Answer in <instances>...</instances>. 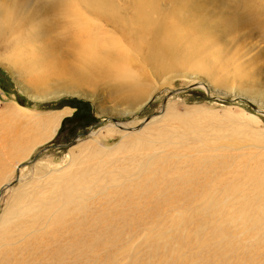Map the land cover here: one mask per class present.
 <instances>
[{
    "label": "rangeland",
    "instance_id": "374dc122",
    "mask_svg": "<svg viewBox=\"0 0 264 264\" xmlns=\"http://www.w3.org/2000/svg\"><path fill=\"white\" fill-rule=\"evenodd\" d=\"M185 2L111 0L113 20L99 22L81 0H65L67 20L54 11V35L87 23L111 61L140 77L146 100L129 105L131 115L121 112L125 103L85 87L95 104L70 94L35 100V87L6 54L46 14H35L34 1L21 7L0 40V117L8 122L6 110L17 106L70 111L51 138L11 160L21 173L16 165L0 176V264H264V0H254L259 20L223 30L214 19L224 1L195 14ZM65 98L87 101L89 115L75 117ZM153 116L158 122L142 134ZM2 118L0 146L9 126L18 128ZM121 122L140 124L125 131ZM56 144L65 145L47 148ZM68 162L103 164V173L75 192L73 212L59 215L65 201L51 198ZM25 183L33 184L19 187ZM35 193L46 197L38 212L46 211L30 222Z\"/></svg>",
    "mask_w": 264,
    "mask_h": 264
},
{
    "label": "bare ground",
    "instance_id": "6f19581e",
    "mask_svg": "<svg viewBox=\"0 0 264 264\" xmlns=\"http://www.w3.org/2000/svg\"><path fill=\"white\" fill-rule=\"evenodd\" d=\"M33 1L36 2L35 14L46 15L34 24L32 34L17 42V49L10 47L6 55L14 66L22 70L23 76L35 87L36 92L32 94L34 99L41 100V98H55L61 94H70L73 96L91 97L92 103L94 102L93 104H95L97 99L94 94L101 93L104 96L108 95L109 98H113L114 102L125 103L127 105L125 110L119 111L123 114L128 113L131 115L134 109H130L129 105L138 101L141 104L146 100L142 98L145 96L147 89L138 81L140 77L138 75L135 76L133 70L128 68L127 65L116 66L115 62H112L115 58L113 57L114 55L102 50L104 46L101 41L94 40L91 27L87 23L79 27L77 31H72V33L64 31L61 35L53 34L57 29L54 11L59 9V15L66 19L67 13H64L66 11L65 0H0V40L7 37L14 22L23 16L24 12L21 11V7ZM81 1L87 3L83 5V8L87 10L92 19L98 22L100 17L113 20L114 13L111 11L109 3L111 0H95L92 4H89L90 0ZM223 1L225 8L219 13V17L214 19L216 28L223 30L224 28H233L238 25L252 24L257 20V10L254 7V0H186L183 4L188 6L189 10L187 11L195 14L206 10L208 6L212 7L215 12L216 9L220 8ZM134 6L138 12L139 7L136 2ZM133 19L135 20L136 17ZM176 46L179 47V45ZM200 82L196 83L206 86L205 83L201 82L203 83L201 84ZM81 87L96 91L93 94L91 91L86 92ZM140 88H142L141 91ZM246 101L250 107L254 106L249 100L246 99ZM25 109L17 106L6 110V113L10 116V119H7L8 122H5L0 117L7 125L11 124L12 120L18 125V128L13 130H10L11 127L9 126V136L6 135L1 142L0 172H2V175L0 176L2 178H4L3 176L6 177L12 171L13 166L17 165H13L11 160L16 158L17 161L21 160L31 152L37 143L51 138L61 118L70 111V109L65 108L63 111H59V109L40 115L39 111L33 112ZM257 110L259 109L257 108ZM155 116L151 117L144 127L150 123L158 122V117ZM139 124L133 126L121 122L117 126L125 131L131 127L129 131H133L136 130ZM143 130L145 132L142 134H150L149 131L151 130H148L147 126ZM90 135L95 134L91 133ZM3 136L1 137L3 138ZM3 156L6 159L5 161L2 160ZM64 166L67 168L63 175H59L60 177L57 180L54 179L56 196L51 198V200L55 199V204H59L62 200L65 201L64 208H67V211L66 213L60 212L58 213L59 215L73 212L75 205L78 207V203L75 202L76 199L73 202V195L78 190V195L80 196L82 192L80 187L83 186L85 180L91 177L99 178L101 176L99 171L104 167L102 164L94 165L97 166L94 167L96 170L92 168L87 169V166L81 165L78 168L77 166L73 168L70 167L69 162ZM16 167L19 173H21L23 168H19L18 165ZM22 175L23 173L20 176L18 175V181H21ZM29 180L31 181V179ZM31 184L33 183H25L19 187L24 188ZM45 199L44 195L38 193H35L32 197L31 201L34 207L32 208V214L28 215L32 217L30 222L36 221L37 217L46 211L45 208H42L38 212ZM45 205L48 207V200ZM6 227L7 221L4 220L2 221L1 229L3 230Z\"/></svg>",
    "mask_w": 264,
    "mask_h": 264
},
{
    "label": "trees",
    "instance_id": "16d2710c",
    "mask_svg": "<svg viewBox=\"0 0 264 264\" xmlns=\"http://www.w3.org/2000/svg\"><path fill=\"white\" fill-rule=\"evenodd\" d=\"M0 74L5 75L2 69H0ZM64 100H66L67 102H74L75 103V105H76V111H75V114H74L75 117H77L78 115H81V114H85L86 112L88 114V112H89L88 110L89 109H87V106H89V105H88L87 101H83V100H80V99H78V100L77 99H70V98H65ZM21 103L24 104L25 102L21 101ZM63 127H64V123L62 122L60 130Z\"/></svg>",
    "mask_w": 264,
    "mask_h": 264
},
{
    "label": "water",
    "instance_id": "95a60500",
    "mask_svg": "<svg viewBox=\"0 0 264 264\" xmlns=\"http://www.w3.org/2000/svg\"><path fill=\"white\" fill-rule=\"evenodd\" d=\"M198 84V83H197ZM196 85L195 84H192V85H190L189 87H195ZM180 90V89H179ZM178 90V91H179ZM176 91V90H175ZM241 99H244L245 101H246V99L245 98H241ZM252 108L254 109V110H256V111H260V110H257V108L255 107V105L254 106H252ZM261 112V111H260ZM146 120H147V118H146ZM76 139V137H74L73 139H71V141H74ZM65 144H56V145H50L49 147H47V148H54V147H63ZM43 150V149H42ZM41 150V151H42ZM40 151V152H41ZM17 179H15V181H16ZM6 186V185H5ZM1 191V190H0Z\"/></svg>",
    "mask_w": 264,
    "mask_h": 264
}]
</instances>
